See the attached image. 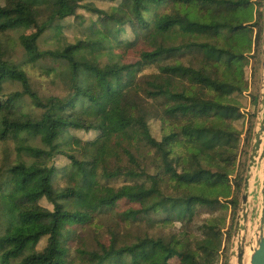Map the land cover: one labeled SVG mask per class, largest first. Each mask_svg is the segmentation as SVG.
Listing matches in <instances>:
<instances>
[{
	"label": "trees",
	"instance_id": "1",
	"mask_svg": "<svg viewBox=\"0 0 264 264\" xmlns=\"http://www.w3.org/2000/svg\"><path fill=\"white\" fill-rule=\"evenodd\" d=\"M0 1V139L13 142L16 154L8 161L7 152L0 166L7 224L0 264H218L243 188L238 165L247 143L236 121L244 114L245 69L261 44V4L118 0L105 10L93 0ZM80 8L97 17L90 34L40 49V36ZM20 28L28 61L57 64L50 72L67 94L40 96L7 58L2 37ZM8 81L22 90L5 96ZM26 96L40 111L22 109ZM119 99L129 110L113 127ZM155 117L160 139L151 132ZM59 156L69 162L58 167ZM121 177L122 185L108 182Z\"/></svg>",
	"mask_w": 264,
	"mask_h": 264
},
{
	"label": "rangeland",
	"instance_id": "2",
	"mask_svg": "<svg viewBox=\"0 0 264 264\" xmlns=\"http://www.w3.org/2000/svg\"><path fill=\"white\" fill-rule=\"evenodd\" d=\"M1 2V1H0ZM257 4L259 5V9H261L262 12H264V0H255ZM93 4H95L100 9L110 10L111 7L115 6L118 3V0L114 1H102V0H93ZM97 20V17L92 15L87 11V9L80 8L77 11V14L74 16L67 17L63 20H60L59 27L56 29H48L46 30L38 39V44L40 49H55L58 47L59 44H66L69 42H74V39L77 37H87L90 34V26L95 23ZM260 23L263 22V28H264V21L261 17ZM262 20V21H261ZM262 28V32H263ZM31 28H28L25 30V32H30ZM24 32L23 28L20 29H14L10 30L6 36H3L2 39L4 40L3 43L5 47L9 48V53L7 54V58H9L11 61L15 62L16 64L20 65V67L27 73L29 77V81L31 84V87L36 90L40 96H51V95H60L63 96L69 92V87L65 83V81L58 75L55 74V72L51 71L50 68L56 66L54 62H52L49 58L46 59H40L37 62H29L26 57V51L22 44L20 43V36ZM131 35V32L128 28L127 32L123 35L124 38L129 37ZM262 48L263 43L261 39L260 47L257 48L255 58H251L249 60V63L246 66L245 74L246 79L248 80V88L239 97V100L241 102V110L244 113L243 117L236 121L237 128L242 132V142L244 143L246 141L247 145L243 146L244 151L240 158V165H238V172L240 175H243L245 177L246 175V169H247V163H248V157H249V149L251 144V139L253 135V130L256 123L257 118V112H258V101L260 98L261 93V78L262 73L264 72V65H263V55H262ZM128 60H134L132 52H130L127 56ZM101 62H107L109 60L108 54H104L100 58ZM154 70H156L155 65L147 66L144 68L143 73H151ZM18 90H22V85L19 82H11L8 81L4 84L3 93L5 96H8L9 93L16 92ZM257 94L256 101L254 100L255 95ZM148 105L152 107L157 114L159 115L158 108L154 105V103L150 100H148ZM22 109L24 111L30 112L31 110L38 112L40 111L37 107L34 106V104L31 102V99L26 96L25 103L22 105ZM129 110V107L124 99H119L115 102V104L111 107L110 115L112 117V120H114V123L112 124L113 127L117 126L121 115L127 113ZM161 120L159 117L152 118L150 120V127L152 134L160 139L161 138ZM73 133L76 136H79L83 139H90V138H96L97 133L94 131H76L73 130ZM33 142L36 145H41L40 139L36 138L33 140ZM10 154L8 161L14 159L16 156L14 152V143L9 142L6 144L0 139V166L4 165V160L6 154ZM69 162V160L64 156H59L56 159V165L58 167L64 166ZM127 179L124 177L112 179L108 181L112 185H122ZM244 182V181H243ZM66 183V177L59 176V184L64 185ZM243 190V188H242ZM242 194V192H241ZM241 203V198H240ZM41 204L52 208V204L49 203L45 198L41 200ZM123 205V204H122ZM240 207V206H239ZM239 210V209H238ZM238 213V211H237ZM237 216V214H236ZM236 216L234 219H231L230 216L227 220V226L226 228L231 229V239L229 241H226V235H224L223 243L221 246V250L219 251V258H218V264H229L230 259V249H231V242H232V236H233V230L234 225L236 221ZM107 224V223H106ZM6 222L3 217H0V234L5 232L6 229ZM175 228L180 229L181 223L176 222ZM167 231L171 230V227L166 229ZM226 230V229H225ZM90 232V236H94V233ZM46 244V239H43L40 244L38 245V248H43ZM76 246V243L73 242L71 244V249L74 251V248Z\"/></svg>",
	"mask_w": 264,
	"mask_h": 264
},
{
	"label": "water",
	"instance_id": "3",
	"mask_svg": "<svg viewBox=\"0 0 264 264\" xmlns=\"http://www.w3.org/2000/svg\"><path fill=\"white\" fill-rule=\"evenodd\" d=\"M262 43L264 65V28ZM229 264H264V72Z\"/></svg>",
	"mask_w": 264,
	"mask_h": 264
}]
</instances>
